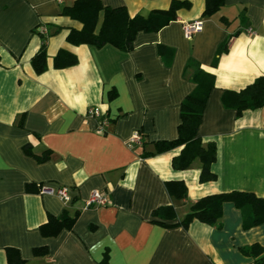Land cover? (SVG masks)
<instances>
[{
  "label": "crops",
  "instance_id": "obj_1",
  "mask_svg": "<svg viewBox=\"0 0 264 264\" xmlns=\"http://www.w3.org/2000/svg\"><path fill=\"white\" fill-rule=\"evenodd\" d=\"M73 1L0 0V264H8V247L24 264H253L241 247L264 246V223L244 229L231 202L223 204L220 227L172 224L205 195L264 197V106L236 116L224 101L226 92L264 76V0H223L211 14H204L205 0H188L168 24L137 32L129 51L68 42L70 29L82 27L60 14ZM172 1L101 0L124 5L131 16ZM194 20L202 29L187 38L183 24ZM40 27L55 32L38 74L31 58L41 47ZM60 49L77 62L55 67ZM197 70L213 80L199 127L202 142L216 145V178L208 181L199 179L198 158L184 169L172 166L182 146L154 152L155 142L177 138ZM90 106L108 117L101 132ZM134 132L140 141L130 145ZM45 150L48 159L38 161ZM168 181L184 182L186 197L173 198ZM41 185L68 187L70 201L40 193ZM94 190L105 193V205L86 206ZM170 204L175 220L152 214ZM63 213L77 214L73 227L44 236L39 227L48 216ZM36 247L46 252L36 255Z\"/></svg>",
  "mask_w": 264,
  "mask_h": 264
},
{
  "label": "trees",
  "instance_id": "obj_2",
  "mask_svg": "<svg viewBox=\"0 0 264 264\" xmlns=\"http://www.w3.org/2000/svg\"><path fill=\"white\" fill-rule=\"evenodd\" d=\"M223 4V0H205L204 14H211ZM188 0H173L165 10H151L143 15L137 13L131 16L124 5H104L101 0H74L71 5L63 6L60 14L75 19L82 24L79 30L71 28L67 41L72 44H91L102 47L106 44L113 45L121 50L129 51L134 46V39L139 31H156L174 20L176 11L182 7H189ZM47 35L39 32L42 43L39 50L31 58V65L36 73H41L47 68L46 64V40ZM77 58L70 52L60 49L54 57L55 67L73 65ZM197 83L195 90L188 94L181 103L180 123L178 135L174 140L155 142L156 153L164 152L172 148L182 146L178 155L172 158V166L177 169L188 167L198 158L201 163L200 181L214 180L216 174L211 166L216 160V145L210 141L204 144L199 134L202 114L208 94L213 87V80L209 74L197 70L194 74ZM225 103L236 111V116L246 109H254L264 106V76L256 78L239 91L226 92ZM149 153V154H153ZM49 150L42 155L35 156L38 161L47 160ZM167 189L175 199H183L187 195V188L182 181H168ZM225 202H231L242 214V227L249 229L264 223V197L252 192L232 190L205 195L192 202L188 212L172 225H180L186 228L193 220H199L209 225L220 227L222 208ZM162 220H175L176 210L173 205L158 207L152 213ZM77 214L69 216L63 213L60 216L49 215L47 222L39 229L44 236H55L62 229H71L75 223ZM163 225L167 223L161 222ZM34 254H44L45 247H36ZM241 252L253 258V264H264V246L254 243L241 247ZM8 264H24V259L17 249L6 248Z\"/></svg>",
  "mask_w": 264,
  "mask_h": 264
},
{
  "label": "built area",
  "instance_id": "obj_3",
  "mask_svg": "<svg viewBox=\"0 0 264 264\" xmlns=\"http://www.w3.org/2000/svg\"><path fill=\"white\" fill-rule=\"evenodd\" d=\"M202 24L203 23L201 20H194L191 22L184 23L183 24L184 35L187 38H191L193 34L199 32L202 29ZM39 31L44 34L48 33L46 28L40 27ZM248 31L251 32V29H248ZM87 115L100 118L98 128H97L98 131L100 132L104 130V126H106L109 122L108 117L105 116V114L97 106L88 107ZM139 141H140V133L134 132L132 136L130 137L128 143L132 145L133 143H137ZM39 192L53 194L66 203L70 201L68 187L66 186H59L57 188H52V187L41 185ZM106 203H107V197L105 193L98 191V190L92 191L85 202L86 206H93V205L100 206V205H105Z\"/></svg>",
  "mask_w": 264,
  "mask_h": 264
}]
</instances>
